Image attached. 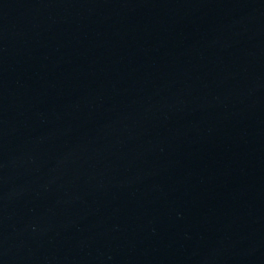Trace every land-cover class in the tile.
<instances>
[{
    "label": "water",
    "instance_id": "obj_1",
    "mask_svg": "<svg viewBox=\"0 0 264 264\" xmlns=\"http://www.w3.org/2000/svg\"><path fill=\"white\" fill-rule=\"evenodd\" d=\"M226 126L204 264H264V0H232Z\"/></svg>",
    "mask_w": 264,
    "mask_h": 264
}]
</instances>
